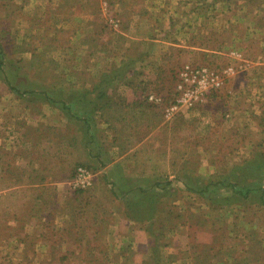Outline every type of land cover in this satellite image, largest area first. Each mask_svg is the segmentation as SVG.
Listing matches in <instances>:
<instances>
[{"label": "rangeland", "instance_id": "obj_1", "mask_svg": "<svg viewBox=\"0 0 264 264\" xmlns=\"http://www.w3.org/2000/svg\"><path fill=\"white\" fill-rule=\"evenodd\" d=\"M240 1L0 0V136L60 182L19 223L52 256L0 264H264V0Z\"/></svg>", "mask_w": 264, "mask_h": 264}, {"label": "crops", "instance_id": "obj_2", "mask_svg": "<svg viewBox=\"0 0 264 264\" xmlns=\"http://www.w3.org/2000/svg\"><path fill=\"white\" fill-rule=\"evenodd\" d=\"M224 3L226 4V2ZM127 4L129 5V3ZM240 4L243 9H246L247 7H251V3L249 0H241ZM263 7H264V2L261 6V9ZM212 8L215 9L214 6ZM246 13L248 14V11H246ZM133 15H135V13H133ZM251 15H253V18L255 19L261 18L262 15L260 13V8L259 9L256 8V10ZM251 15L249 16V18H251ZM171 17H173L171 14L165 15V19L168 18L170 19ZM249 18L245 16H240L241 22L250 21L252 23L251 19ZM258 25L259 23L256 22V26ZM226 28L227 30H230V28L224 24V30H226ZM151 31L153 33L157 32V30L154 31V29H151ZM80 100H87L88 103L95 102V99L90 100V97H85V98L81 97ZM98 100L100 101L99 104H102L101 102L103 100L100 98H96L95 104L98 103ZM105 103H113V102L103 101V104ZM103 109H104L103 106H99L96 109H94L93 112L95 114H98ZM65 111H67V113H65ZM63 113H64V117L61 120L55 121L53 119L52 120L53 122H51L50 125L47 127L50 129H54L56 132L61 131V129L63 130L66 128L70 129L72 124H71V119L69 117H71L72 112L70 111L69 108L63 107ZM65 114H67L69 119L68 118L66 119ZM36 122L37 121L35 120V123ZM80 122H82L84 124L83 126L84 127L86 126L88 129L95 128L94 132L91 134L93 138L90 137V143H88L89 147H92L90 149L92 154H95V149L93 147L94 140L97 139L96 137L99 138L98 140L101 139L100 137L103 138L104 133L101 132V129H99V127H96V123L93 124L89 121L88 124L85 121H80ZM91 125H93L92 128ZM86 131L88 132L87 129ZM80 133L81 136L84 135L83 131ZM114 134H116L115 129L112 131L111 135ZM55 136L56 134L54 135V137ZM13 140H15V146L9 145L11 146V148H6L5 146L6 141H10L11 144ZM65 140L66 139H63V141ZM35 141L36 138L34 139L32 135V138L29 139L28 134L24 136V138L22 139L20 137H17V135L14 137L9 136L7 138L0 136V229H3L2 232L4 233L8 232L7 235L0 234V248L15 247L17 249L16 256L17 258H19V260L21 259V262H24L25 259L28 258V256L26 255L28 249H31V251H33L31 260L36 259L35 261L37 262V260H40L41 256H42L41 259L48 260V258L52 256L51 254H49V249L54 247L52 243L51 244L49 243L50 240L48 236L49 233L48 229L45 230L42 229L41 231L39 227L36 228V226H34L33 224H25L24 226L19 225V223L24 222L23 216L25 214L24 208L26 205L29 206V204H31L30 208L32 209L29 212H27L25 221H28V218L30 216L36 215L35 210L40 208L41 201H43L44 205L47 206L50 205L45 201V198L48 200L47 197H45L44 199L42 198L41 188L44 190H50L51 189V187H49L50 185H57L60 183L54 178L49 180L48 177L50 176L41 175L40 172L42 169H45V167H42V169L40 170V153H39V149L37 148L38 146L34 145ZM89 147L87 146V150H89ZM88 160L90 162L92 161L91 158ZM50 169L51 168H49L48 170ZM52 195L53 194L51 193L50 196L52 197ZM28 213H30V215ZM47 215H50V213H47ZM37 229L43 233L44 232L46 233L40 235L38 234L39 231ZM47 239L49 240V242L47 241ZM26 261L29 260L27 259Z\"/></svg>", "mask_w": 264, "mask_h": 264}, {"label": "built area", "instance_id": "obj_3", "mask_svg": "<svg viewBox=\"0 0 264 264\" xmlns=\"http://www.w3.org/2000/svg\"><path fill=\"white\" fill-rule=\"evenodd\" d=\"M76 188L87 189L92 186V175L88 168L81 167L78 169L75 181L73 183Z\"/></svg>", "mask_w": 264, "mask_h": 264}, {"label": "trees", "instance_id": "obj_4", "mask_svg": "<svg viewBox=\"0 0 264 264\" xmlns=\"http://www.w3.org/2000/svg\"><path fill=\"white\" fill-rule=\"evenodd\" d=\"M261 198L264 199V195H261ZM133 206H134V208H135L136 211L142 209V206L138 205V203H137V204H134ZM138 213H139V214H142V212H138Z\"/></svg>", "mask_w": 264, "mask_h": 264}]
</instances>
